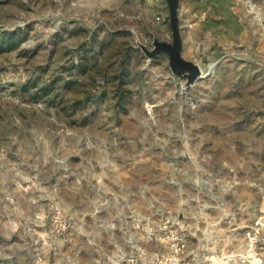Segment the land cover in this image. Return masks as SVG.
Instances as JSON below:
<instances>
[{
	"label": "rangeland",
	"instance_id": "rangeland-1",
	"mask_svg": "<svg viewBox=\"0 0 264 264\" xmlns=\"http://www.w3.org/2000/svg\"><path fill=\"white\" fill-rule=\"evenodd\" d=\"M234 1L243 49L199 0H0V264L264 250V28Z\"/></svg>",
	"mask_w": 264,
	"mask_h": 264
},
{
	"label": "crops",
	"instance_id": "crops-1",
	"mask_svg": "<svg viewBox=\"0 0 264 264\" xmlns=\"http://www.w3.org/2000/svg\"><path fill=\"white\" fill-rule=\"evenodd\" d=\"M195 9L207 17L206 30L229 47L247 48L251 42L246 21L237 13L234 0H199ZM215 54V53H214ZM223 59V57H222ZM214 64L220 63V58L212 57Z\"/></svg>",
	"mask_w": 264,
	"mask_h": 264
},
{
	"label": "built area",
	"instance_id": "built-area-1",
	"mask_svg": "<svg viewBox=\"0 0 264 264\" xmlns=\"http://www.w3.org/2000/svg\"><path fill=\"white\" fill-rule=\"evenodd\" d=\"M245 9L250 19V25L263 29L262 13L257 4L253 3V0L246 1ZM199 19H204V15L199 16ZM167 239L165 242L170 244V254L167 256V259H164V264H198V256L194 252H192L194 257L189 260L186 259L188 256L182 257L186 247L184 239L180 238L179 235H167ZM237 255H241V257H237ZM218 261L220 264H264V250L259 252L253 248L249 249L245 254L235 253L234 251L226 252L223 253L221 259H218ZM218 261L212 259L211 264H217Z\"/></svg>",
	"mask_w": 264,
	"mask_h": 264
},
{
	"label": "water",
	"instance_id": "water-1",
	"mask_svg": "<svg viewBox=\"0 0 264 264\" xmlns=\"http://www.w3.org/2000/svg\"><path fill=\"white\" fill-rule=\"evenodd\" d=\"M171 66L174 73L182 78H185V73H189L190 82L201 80V78L197 79L201 77V67L190 62L182 61L181 44L179 40L176 41V48L173 49L171 53Z\"/></svg>",
	"mask_w": 264,
	"mask_h": 264
},
{
	"label": "bare ground",
	"instance_id": "bare-ground-1",
	"mask_svg": "<svg viewBox=\"0 0 264 264\" xmlns=\"http://www.w3.org/2000/svg\"><path fill=\"white\" fill-rule=\"evenodd\" d=\"M214 71V65L213 66H210L208 69L206 70H203L201 69L200 71V75L201 77L197 78V79H204V78H207L209 75H211ZM196 81V80H195ZM194 83V82H193Z\"/></svg>",
	"mask_w": 264,
	"mask_h": 264
}]
</instances>
